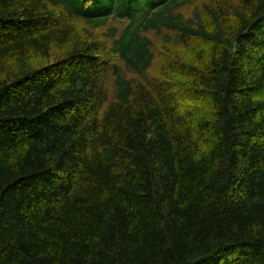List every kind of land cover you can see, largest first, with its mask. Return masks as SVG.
<instances>
[{"label": "trees", "instance_id": "obj_1", "mask_svg": "<svg viewBox=\"0 0 264 264\" xmlns=\"http://www.w3.org/2000/svg\"><path fill=\"white\" fill-rule=\"evenodd\" d=\"M0 264H264V0H0Z\"/></svg>", "mask_w": 264, "mask_h": 264}]
</instances>
